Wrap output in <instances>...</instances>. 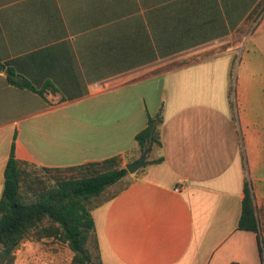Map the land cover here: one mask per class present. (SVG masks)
Returning <instances> with one entry per match:
<instances>
[{
  "label": "crops",
  "instance_id": "obj_1",
  "mask_svg": "<svg viewBox=\"0 0 264 264\" xmlns=\"http://www.w3.org/2000/svg\"><path fill=\"white\" fill-rule=\"evenodd\" d=\"M263 24L264 0H0V198L12 148L40 167L126 164L160 113L162 145L92 211L103 264H261L239 222L246 165L264 199V88L250 71L264 46L243 44Z\"/></svg>",
  "mask_w": 264,
  "mask_h": 264
},
{
  "label": "trees",
  "instance_id": "obj_2",
  "mask_svg": "<svg viewBox=\"0 0 264 264\" xmlns=\"http://www.w3.org/2000/svg\"><path fill=\"white\" fill-rule=\"evenodd\" d=\"M4 68L5 65L0 61V70ZM8 79L21 86L35 88L25 78L17 77L10 68ZM162 121L160 113L149 116L146 127L136 134L142 153L146 148L150 151L162 145ZM161 160L162 157H159L154 161ZM27 164L36 165L17 158L12 148L5 168V184L0 198V264H15L17 248L22 241L30 237H56L67 243L74 252L75 264H103L92 211L113 198L118 192L102 202L98 201L109 187L118 184L129 174L123 157L117 155L71 167L36 165L49 172L76 170L80 173L64 177L55 176L51 183H36L25 168ZM239 228L257 233L262 261L264 237L260 235L256 205L248 181L245 184ZM91 241L94 242L95 251L91 249Z\"/></svg>",
  "mask_w": 264,
  "mask_h": 264
},
{
  "label": "rangeland",
  "instance_id": "obj_3",
  "mask_svg": "<svg viewBox=\"0 0 264 264\" xmlns=\"http://www.w3.org/2000/svg\"><path fill=\"white\" fill-rule=\"evenodd\" d=\"M258 40L257 44L264 46V24L263 25H254L251 31L248 33L245 38L243 44L246 46L248 43L249 49L252 51L251 56L254 55L253 51H256V48L252 44L253 41ZM242 55L241 51L237 52V56L234 60L233 64V73H232V93L237 89V81H238V72L240 68V57ZM251 71V87L252 89H259L260 87L264 88V61L260 64L255 65V69H250ZM263 85V86H262ZM148 157V156H147ZM125 166V164H124ZM247 169V181L249 184H252L251 179V171L249 167L246 165ZM26 170L30 173V177L34 178L36 183H51L55 176H70L72 174L79 175L78 171H45L40 169V167L27 164L25 166ZM130 173L118 184L109 187L98 199V201L102 202L112 196L113 194L119 192L121 189L126 187L128 184L133 182L138 176V171ZM253 192V191H252ZM263 193V192H262ZM255 193L253 192V196ZM263 198V197H262ZM256 205L258 221L260 225V235L264 237V199L261 201L255 202ZM91 249L95 251L94 242H90ZM15 264H75L73 261L74 252L70 249L67 243L60 241L56 237H45L42 239H37L36 237H30L21 242L16 252ZM261 264H264V251H263V260L260 261Z\"/></svg>",
  "mask_w": 264,
  "mask_h": 264
},
{
  "label": "water",
  "instance_id": "obj_4",
  "mask_svg": "<svg viewBox=\"0 0 264 264\" xmlns=\"http://www.w3.org/2000/svg\"><path fill=\"white\" fill-rule=\"evenodd\" d=\"M149 152V148H146L141 157L133 162H128L125 164L126 168L130 173L136 172L139 168L145 166L147 164V153Z\"/></svg>",
  "mask_w": 264,
  "mask_h": 264
}]
</instances>
